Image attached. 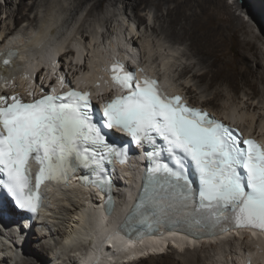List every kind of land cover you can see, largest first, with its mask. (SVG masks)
<instances>
[{"label": "bare ground", "instance_id": "obj_1", "mask_svg": "<svg viewBox=\"0 0 264 264\" xmlns=\"http://www.w3.org/2000/svg\"><path fill=\"white\" fill-rule=\"evenodd\" d=\"M42 1L49 3L51 0H32L31 4L19 0L14 10L13 0H4L6 8L4 13L7 17L0 19V95H8V89L13 88V84L15 86L16 83L21 88L18 91L23 93L28 82L35 83L37 76H42L43 68L40 69L42 65H46L52 72L57 70V65H60L59 72L64 71L62 66H67L68 72L73 75L84 73L83 76L94 78L104 75L105 66L113 58L135 60L137 53L133 50L137 47L134 46L139 39V35L136 37L137 33L128 36V45L126 43L125 47L122 46L121 53H118V50L123 41L121 42L122 39L118 37L119 34L115 33L116 35L113 36L116 37L113 40L111 36L109 40L112 41L107 46L103 43V35L99 36V32L95 30L89 31L90 28L84 29L83 25L80 38H74L68 43L70 46L65 44L64 37L83 6L93 2L89 16L103 0H74L73 7L62 19H59L60 23L57 18L47 22L45 20L40 31L36 32L27 44H19L18 41L21 40L13 39L17 28L23 22H29V26H32L38 21L37 15L31 17V14ZM108 1H112L114 6L120 4L124 6V15L128 23L131 22L129 31L134 32V25L137 23V32L145 25L144 33L151 31L157 36L164 35L170 42L185 44L188 52H184L183 56L194 59L195 62L193 65H184L179 76L176 75L177 80L184 81L179 87H171V92L183 93L190 104L209 109L225 121L233 123L232 116L238 118V122L234 124L246 133L261 136L264 144V94H259L257 91V87L264 83V73L261 71L264 69L262 57L264 54H261L250 40L237 39V32L242 28V24L235 15L233 5L228 4L226 0ZM244 1L241 5L234 4L236 9L245 14L249 12L254 14L257 8L255 0ZM147 8L154 9L151 24H146V18L140 13ZM7 19L11 20L12 24L9 23L4 28L3 23ZM126 39L124 36V40ZM99 40L102 42L98 43ZM234 44L237 45L238 51L234 49V54L231 55ZM146 46L147 52H145L151 56V50L148 48L150 44ZM9 50L15 53V57L5 66L2 62L3 56ZM84 54L86 57L90 54L87 58L88 63H85ZM70 58L76 61L75 64L68 60ZM165 59L162 66L165 70H169L171 66L168 67L169 61L166 62ZM63 60L64 65L61 63ZM25 61H27L26 67H30L29 71L17 73L22 69ZM81 61L84 63H80ZM142 68L150 74H157L151 67L147 69L142 65ZM138 70L141 69L138 67ZM36 72V79L33 80L32 76ZM162 75L163 83L169 85L164 80L165 75L163 73ZM192 81L194 83L190 84ZM240 88L244 100L241 97V101L236 102L237 98L232 95L233 104L227 107L221 106V110L228 111L227 115L224 113L222 115L220 110L214 109L221 96L227 97L226 92L232 93ZM203 94L212 97L205 99V104L201 105L198 100ZM239 103L243 106L238 107ZM134 159L135 157H131L130 160L133 169L122 166L116 172L115 194L112 198L115 209L107 218L99 209L100 201L96 194L89 188L83 189L71 182L62 186H44L43 189L49 195L47 206L42 210L37 225L30 228L24 242L21 243L20 235L14 231L12 224L0 227V264H200L198 250L206 248L213 249V252L218 248H225L224 250L230 252L237 251L239 262L252 259L255 264H259V261L263 263L264 235L256 231L249 233L245 230H232L220 236L206 238L205 241H195L197 239L191 238L194 240L192 241L188 236L180 235L181 233L163 231L156 236L144 237L141 240L127 238L120 233V223L127 210L123 208L129 204L125 196L131 193L138 179L135 169L137 161ZM8 212L12 213L11 210ZM167 240L174 243V246L170 245V249L166 250L171 254L146 255L147 257L139 259L138 263L129 262L130 258H136L141 252L146 254L163 248ZM29 252L31 254H28ZM120 256V261L115 260ZM239 262L232 261L231 264ZM212 264H221V261L213 259Z\"/></svg>", "mask_w": 264, "mask_h": 264}, {"label": "snow or ice", "instance_id": "obj_2", "mask_svg": "<svg viewBox=\"0 0 264 264\" xmlns=\"http://www.w3.org/2000/svg\"><path fill=\"white\" fill-rule=\"evenodd\" d=\"M14 55L9 52L4 64ZM112 80L124 94L103 106L99 123L87 91L69 88L56 94L53 88L30 102L16 94L0 95V188L15 206L36 212L46 180L66 178L77 168L102 173L105 161L111 163L113 157L125 163L129 149L109 143L103 131L116 129L135 144L151 147L134 206L142 223L186 224L197 231L226 230L228 225L264 232V145L241 140L207 111L189 106L180 95L165 94L148 76L137 79L119 62L112 66ZM60 85L68 87L64 77ZM31 161L39 165L35 187ZM188 161L199 174L198 196L187 174ZM81 179L88 182L86 176ZM90 182L110 185L102 179Z\"/></svg>", "mask_w": 264, "mask_h": 264}, {"label": "rangeland", "instance_id": "obj_3", "mask_svg": "<svg viewBox=\"0 0 264 264\" xmlns=\"http://www.w3.org/2000/svg\"><path fill=\"white\" fill-rule=\"evenodd\" d=\"M19 0L14 1L13 0V8L16 10L17 8V3ZM26 4H31L32 0H23ZM228 4L233 5V10L235 12V15L239 17L240 22L242 24V28L237 32V39L242 40L243 38L248 39L252 42V45L255 46V48L261 53L264 54V1L262 0H255V3L257 5V8L255 9V13L251 14L250 12L248 14H245V12H241L240 10L236 9V6L234 4H243L245 1L244 0H226ZM74 0H51L49 3L42 1L38 8L34 10V12L31 14V17L34 15H37L38 21L34 23L32 26H29V22H23L20 27L17 28L15 32V36L13 39L16 40H21L18 41L19 44L24 45L27 44L28 41L31 40V38L35 35L36 32L40 31L42 28L43 24H45L48 20L51 19H62L65 14L73 7ZM93 5V2H88L85 6H83L82 11L79 13L77 16L76 21L71 24L69 27L67 35L64 37L65 38V44L70 43L73 41L74 38H80V34L82 31V25L84 26V29H89V31L95 30L99 32V36L103 35L102 38H104L103 43L104 45H107L116 37L113 36L115 33L120 37L122 45L120 46V49L118 50V53H121V48L125 47L129 37L131 35H136V37L139 35V39L137 40V44L134 46L136 47L133 51L137 53L136 60L140 59L141 64L147 69L151 67L155 72L158 73L160 71V74L162 73L165 75L164 80L169 84V88L171 87H179L181 83H183L184 80H177V76H179V73L181 72V69L184 67V65H189V64H194L195 60L194 59H187L186 56H183L184 52H188L185 44H179V43H174L170 42L167 38H165L164 35L157 36L155 33H152L151 31H148L147 33H144L145 31V25L142 26V28H139V32H137V26L138 24L133 23L135 26V31H129L131 22L128 23L127 18L124 15V6L122 4L114 6L112 1L108 0H103L101 4L97 7L96 10H94L93 13H91L89 16V11L91 9V6ZM144 4L142 5V7ZM5 6H4V0H0V19H5L7 17V14L5 12ZM142 9V8H141ZM148 10V11H147ZM3 12V14L1 13ZM153 12L154 9H149L147 8L146 11H141V15L146 18V24H151L153 21ZM49 18V19H48ZM53 20V21H54ZM55 22V21H54ZM61 20H59V23ZM2 23V21H1ZM12 24L11 20H5V23H3V27L6 28V25ZM57 23V24H59ZM29 26V27H28ZM263 27V28H262ZM107 29H110L107 31ZM131 32V33H130ZM89 33H86V35ZM115 34V35H116ZM131 34V35H130ZM111 36H113L112 40ZM124 36L127 38L124 40ZM16 37V38H15ZM135 38V37H134ZM109 40V42H107ZM144 41L147 43L144 44ZM67 42V43H66ZM102 42L101 40L98 41ZM43 43V41H41ZM150 44L149 50H151L152 54L151 56L146 53L147 49H145L148 45ZM144 44V45H143ZM128 45V43H127ZM132 46V44H129ZM67 46H70L68 44ZM66 46V47H67ZM123 46V47H122ZM237 45L234 44V48L231 50L230 54L233 55V51H238ZM133 47V48H134ZM153 49V53H152ZM235 49V50H234ZM146 51V52H145ZM88 52V51H87ZM143 53V54H142ZM86 54V52H85ZM83 55V58L85 57V63H88L87 58L89 57L90 54ZM142 54V55H141ZM147 55V56H145ZM143 57V59H142ZM146 57V58H145ZM165 57H168L165 59ZM263 57V62H264V55ZM170 58V60H169ZM168 62V67L169 65L171 68L169 70H165L163 68L162 64L163 61ZM71 61V63L75 64V60L70 58L68 59ZM65 61L63 60L64 63ZM80 63H84V61H81ZM147 64V65H146ZM58 66V65H57ZM157 71V72H156ZM194 71V70H193ZM264 73V69L261 70ZM162 72V73H161ZM163 77V75H162ZM170 78V79H169ZM194 81L190 82V84H193ZM242 84H240L241 86ZM174 90V89H172ZM199 91V89H198ZM257 91L259 94H264V83L260 84L259 87H257ZM225 93V92H223ZM227 97L221 96V100L217 101L214 105V109L220 110L222 115L223 113L227 115L228 111L226 110H221V106L227 107L228 105L230 106L233 104L231 102V96L236 97V102L241 101V97L243 98L242 94V88L236 89L235 92H226L225 93ZM201 95V94H200ZM204 96V97H203ZM203 96L198 100L201 105H204V100L205 99H211L212 96ZM199 97V96H198ZM239 98V99H238ZM244 100V98H243ZM231 102V103H230ZM241 104V103H239ZM237 105L238 107H242L243 104ZM208 107V106H207ZM231 114V113H229ZM232 115V114H231ZM256 113V117H257ZM224 119V118H221ZM234 122H238V118L232 116L231 118ZM225 120V119H224ZM232 237V235H231ZM238 236H236L237 238ZM253 245V244H252ZM199 245H197L198 247ZM200 249V246L198 247ZM225 248H218L217 251L213 252L212 250L206 249H200L198 250V253L200 254V264H212V260H220L221 264H231L232 261H235V263L239 262L237 258H239V255L237 251H227L224 250ZM27 252V251H26ZM28 254H31L29 252ZM160 254V253H159ZM165 254H171L170 251L163 253ZM72 256V255H71ZM147 257L146 255H143L140 257V259H143ZM177 257V256H175ZM46 260V259H45ZM115 260L120 261L121 256L116 258ZM46 262V261H45ZM139 262V260H138ZM135 262V263H138ZM148 264V263H147Z\"/></svg>", "mask_w": 264, "mask_h": 264}]
</instances>
